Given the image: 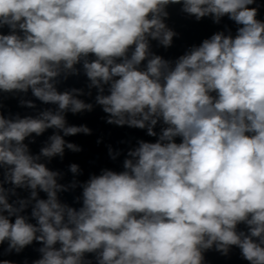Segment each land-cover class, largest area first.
<instances>
[{"label": "clouds", "instance_id": "obj_1", "mask_svg": "<svg viewBox=\"0 0 264 264\" xmlns=\"http://www.w3.org/2000/svg\"><path fill=\"white\" fill-rule=\"evenodd\" d=\"M173 4L196 20L227 16L236 34L218 32L173 64L150 50L151 40L167 47L176 35L164 22ZM259 8L257 0H0V91L30 89L57 106L36 118L0 114V245L20 253L41 243L33 264H93L87 254L95 264H202L213 246L224 254L235 246L249 264H264ZM77 65L98 90L107 123L147 128L150 136L164 126L157 142L128 152L123 171L91 176L78 209L60 202L67 190L60 173L41 162L62 157L65 147L80 151L60 131L90 133L67 126L65 113L93 105L76 98L78 89L56 87L58 77L78 74ZM50 128L57 134L31 154L25 139Z\"/></svg>", "mask_w": 264, "mask_h": 264}]
</instances>
